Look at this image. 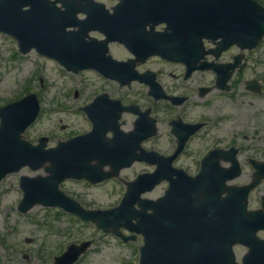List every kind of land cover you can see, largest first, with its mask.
Returning a JSON list of instances; mask_svg holds the SVG:
<instances>
[{"label": "water", "instance_id": "water-1", "mask_svg": "<svg viewBox=\"0 0 264 264\" xmlns=\"http://www.w3.org/2000/svg\"><path fill=\"white\" fill-rule=\"evenodd\" d=\"M56 2L1 0L0 31L18 41L22 54L35 48L74 73L82 68L104 66L108 75L112 74L111 66L97 57V52L103 49L100 44L106 41H85L91 30H99L107 38L125 45L131 44L137 52L153 49V54L164 57L176 54L197 58L203 53L202 37L223 36L227 42L251 49L264 34V9L252 0H120L112 15L93 0L65 2L64 11L55 7ZM24 7L29 9L23 11ZM77 13H85L87 18L77 20ZM160 23L167 25L170 34L146 31L147 26L152 29ZM67 28L76 30L67 32ZM158 46L163 48L162 52H157ZM120 66L112 63L114 74L121 71ZM112 105L97 98L85 109L94 131L59 142L51 149H44L46 138L32 146L21 137L39 112L35 95L0 108V180L22 167L36 171L48 164L44 167L46 177L20 179L24 195L19 210L26 212L36 204L57 206L95 222L105 232L118 234V229L123 227L141 234L144 245L140 248V264H235L231 255L235 243L250 248L244 264H264V241L255 238L256 230L264 228L259 226L263 224L262 218L257 213H247L245 205L238 209L226 203L220 206L223 181L210 172L209 164L206 167L205 163L193 179L171 169V158L163 160L140 150L142 136L152 126L143 131L145 118H139L135 130L122 135L111 127L114 116L109 107ZM108 130L114 131V139H104ZM141 160L156 163L158 168L153 174L139 176L128 184L120 206L113 211L86 212L58 191V185L65 179L96 183ZM93 161L96 164H91ZM105 165H110L114 173L104 176L101 169ZM163 180L169 182V188L162 198L155 202L140 199L142 193L151 191ZM135 204L139 210L134 209ZM89 245L69 246L54 264H72Z\"/></svg>", "mask_w": 264, "mask_h": 264}, {"label": "rangeland", "instance_id": "rangeland-1", "mask_svg": "<svg viewBox=\"0 0 264 264\" xmlns=\"http://www.w3.org/2000/svg\"><path fill=\"white\" fill-rule=\"evenodd\" d=\"M95 1L108 9L117 3V0ZM256 1L264 7V0ZM91 36L99 38L96 33ZM258 51L264 54V39ZM110 53L117 60L127 57L116 46L111 47ZM148 68L156 72L160 68L168 69L159 63L150 64ZM249 74L258 77L264 85V63L255 71L248 72ZM103 89L110 90L113 98L124 103L130 100L142 108H152V116L158 121V135L143 143L142 147L147 151L154 150L160 155H168L173 139L166 130H162L160 118L165 120V117L160 115L159 105L146 96L144 86L133 84L130 90L118 89L114 83L105 86L93 72L78 75L66 73L56 63L35 52L21 56L16 42L0 34V107L28 93H35L40 103L37 120L24 133L28 142L36 144V140L44 136L49 139L47 146L53 147L57 141L89 132L90 123L79 108L91 102ZM250 100L251 105L248 104ZM231 102L239 107L235 109L237 114L233 124L244 120L247 130L252 131L254 124L259 129L255 134H259L264 128V92L252 99L238 93ZM169 117L167 115L166 120ZM133 121L134 116L124 115L122 130H131ZM235 128L239 130V126L234 127L233 135L236 133ZM262 133L263 130L260 131ZM191 153H194V157L186 159L191 157ZM198 153L195 143H191L186 156L179 157L174 167L184 169L189 175L196 174L199 167L192 166V162L200 159L197 158ZM153 170L152 166L135 163L129 169L121 171L119 179L96 186L84 181H64L60 190L86 209L111 208L120 202L125 192V182L132 181L138 174ZM35 175L44 176V172L41 169L33 173L28 168H23L16 174L8 175L0 183V264H52V257L62 252L67 245L82 241H93V245L76 264H138V250L142 245L140 236L129 240L133 242L132 245L124 244L115 237L102 234L94 225L64 214L56 208L36 206L26 214H20L16 208L22 196L18 187L19 178ZM166 188L167 183H161L152 192L145 194L144 198L156 199L163 195ZM123 233L127 234L125 231ZM240 251L243 252L244 249L241 248Z\"/></svg>", "mask_w": 264, "mask_h": 264}, {"label": "flooded vegetation", "instance_id": "flooded-vegetation-1", "mask_svg": "<svg viewBox=\"0 0 264 264\" xmlns=\"http://www.w3.org/2000/svg\"><path fill=\"white\" fill-rule=\"evenodd\" d=\"M207 45L208 47H213L211 44ZM112 46L119 47L121 52L127 55V57L120 61H131L135 59L130 51L122 48L119 44H110L109 51ZM236 50L237 49L233 47L222 53L216 63H232L234 57L239 54ZM213 59V56L208 57L209 62ZM153 63H159L161 66L168 67V69L160 68L157 70V73L153 69L148 68V65ZM135 72V74L140 77L141 81H145V73L153 74V77L158 81L157 83L162 87L163 93L173 98V102L165 99L159 102L160 115L165 117V120L160 118L161 128L168 132L171 139H174L171 135L170 127L172 121H179L180 126L200 125V129L189 136L178 158L186 156L191 143H195L197 149H199L197 158H200V160H194L192 166L200 167L201 157H205L212 152H219L217 156L220 159V167L228 168L231 166L230 162L222 161L223 159L221 158L226 152H228L227 155H230L235 151V157L240 164V174L230 184L241 187L248 185L253 180L255 169L250 161L264 162V128L260 130H263L262 134H260V131L259 134H255L259 129L254 124H252V131L245 128L244 120L233 124L235 120L234 116L237 114L235 113V109L239 107L237 108L235 104L231 102L233 96L238 93L242 94V97L245 95L252 99L254 96L261 95L264 92V85L260 83L258 78L251 74L248 75V72H250L248 68L244 67L242 70L238 68L236 70L234 69L226 83L228 89L225 90H219L217 88L215 84L216 77L210 72L196 71L192 74H187L183 65L162 62L158 58H149L144 64L136 63ZM223 74L227 75L228 72L225 71ZM250 81H255L260 85L258 93L246 90V85ZM102 83L105 86H109L114 82L102 79ZM114 84L117 85L118 89L130 90L132 85L137 83H131L128 87H122L117 83ZM101 93H107L113 98L110 90L103 89ZM125 101L127 102L128 100ZM251 103V100L248 101V104L251 105ZM122 104L128 105L131 104V101L129 100L127 103L122 102ZM167 115L170 117L166 120ZM235 125L239 126V130L235 128L236 133L233 135V129L236 127ZM230 128L232 131L231 133L229 132ZM173 144L176 146L175 140H173ZM174 149L175 147H171L169 149V154L173 153ZM193 157L194 153H191V157L188 156L186 159H191ZM186 161L188 162V160ZM255 191L257 194L254 193ZM247 209L250 211L261 209L264 213V177L261 178L259 185L249 193ZM257 233H260V237H263L264 231L260 230ZM241 248L244 249L243 252L240 251ZM246 252L247 249L244 247H235L234 253L236 261L241 263Z\"/></svg>", "mask_w": 264, "mask_h": 264}]
</instances>
